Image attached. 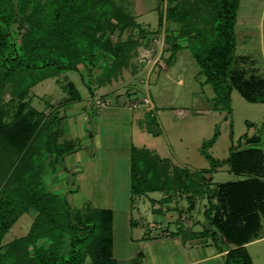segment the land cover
Instances as JSON below:
<instances>
[{
    "label": "trees",
    "instance_id": "1",
    "mask_svg": "<svg viewBox=\"0 0 264 264\" xmlns=\"http://www.w3.org/2000/svg\"><path fill=\"white\" fill-rule=\"evenodd\" d=\"M174 2L158 1V26L167 17L169 20L172 14H178L174 20L180 22L177 31L180 36L189 20L183 16L184 7ZM197 2L200 18L191 19L194 26L188 42L174 43L170 59L179 48H189L204 83L213 85L229 112L234 85L246 99L264 102V77L245 78L232 68L239 0ZM19 17L26 27L17 41L14 24ZM129 26L145 30L113 0H0V242L23 213H35L30 231L11 241L5 253L0 248V264H4L8 252L18 249L26 254L32 249L36 264H80L87 252L91 253L93 264H116L111 253L112 210L90 204L84 210L76 209L66 194L53 192L46 183L47 172L57 170L58 163L78 143L65 137L60 105H50L52 116L45 115L31 104V88L64 70H79V64H83L100 70L101 79L98 76L91 79L93 86L85 80L93 93L96 86L102 85V79L111 81L130 67L138 41L134 36L122 38V32ZM111 33H116V39L110 38ZM61 85L67 92L64 102L81 99L71 80ZM6 91L13 103L16 99L15 107L3 102ZM216 135L203 142V152L212 169L227 162L231 171L246 178L211 187V174L207 177L205 171L172 166L167 158L147 148L133 147L132 199L154 190L187 192L192 204L198 197L207 196L209 204L203 211L205 226L198 231L200 236L216 242L219 239L225 247L229 243L238 245L226 254V264H253L241 245L257 237L261 230L264 153L257 148L232 144L226 159L214 158L206 148L213 144ZM44 236L51 238L48 245L39 244L38 240ZM66 238H69L68 252L64 250Z\"/></svg>",
    "mask_w": 264,
    "mask_h": 264
},
{
    "label": "rangeland",
    "instance_id": "2",
    "mask_svg": "<svg viewBox=\"0 0 264 264\" xmlns=\"http://www.w3.org/2000/svg\"><path fill=\"white\" fill-rule=\"evenodd\" d=\"M113 1L126 12L134 15L136 22L145 30L141 31L137 27L129 26L122 32L121 36L124 40L134 36V39L138 41V46L132 53L130 67L123 69L121 75L111 81L102 79L103 83L98 87L97 96L105 99L109 88L115 86L114 91L117 90L121 95L134 98V93L131 96V90L135 89L139 95L136 98L137 101L143 97H150L156 105L153 103V108H149L146 104L141 107H133L132 123L125 113H123L122 120H117V118L112 119L111 113L105 112L101 116V120L98 117L101 111L94 107L95 109L93 108L90 113L89 122L92 124L102 123L100 134L103 147L98 148L97 158L92 161L91 167L93 168H90L89 172L82 171L81 175L73 172L74 178L72 170H63L64 163L59 162V168L53 171L49 170L45 180L53 192L66 194L76 209H83L89 204L112 207L115 211L114 253L126 255L131 248L135 249L140 245L138 241L132 244L127 243V238L130 236L139 238L144 234L148 235L150 232L154 234L160 231L159 225H152L156 221V215L152 211L154 206L161 209V213H166V217H162L161 223L171 222L169 216H178L177 219L182 226L175 227L171 224L170 228L175 227L176 230L180 228L182 234H191L195 232L193 226L197 225L198 231L205 226L203 211L209 203L207 196H204L203 198L198 197L192 204L187 192L180 191L166 192L165 197L169 200L160 201L165 198L164 194L159 190H154L150 196L157 199L151 201L150 197L148 198L146 195L134 196L131 202L132 213L128 212L126 205L130 194L128 195L126 189L122 188L125 181V177L122 176V165L121 168L119 167L120 169H117L115 166L118 165V161L116 164L110 159L116 154L122 157L121 153L124 150L128 152L126 146L132 137V141L136 145H141L143 148H148L154 153L166 157L172 166L182 165L192 171H205L207 177L211 174L213 177L211 187L216 183L240 179L243 175L231 171L227 162L222 163L215 170L212 169V163L203 152V142L213 138L215 133L217 134L213 144L207 147L206 151L218 159H226L230 155L232 144L244 145L253 135L262 140L259 144L264 149V102H253L246 99L240 88L234 85L230 96L231 110L229 112L227 106L218 99L213 85L204 83V76L199 73V65L189 48H179L175 53V60L170 59L169 54L173 51L174 43L186 45L188 42V35L192 32L193 25L191 19L194 18L198 21L200 18L201 14L198 13L200 7L197 0H174L175 4H181L184 7L183 14L185 15L183 16L189 20L188 25L183 27L185 33L180 36L177 35L180 22H176L175 18L179 17L178 14H172L169 20L167 17V21L163 22L162 26H158L156 7L158 1L162 2V0ZM165 2L163 3L164 8ZM202 10H205V7ZM164 25H166L165 29ZM14 27L18 34L17 41H19L21 32L26 27L21 17L15 22ZM235 35L236 45L232 68L245 78L264 77V0H240L235 22ZM116 37V33H111L112 40ZM166 48L170 52L168 51L167 56L164 57ZM79 66L86 74L85 80L93 86L91 79L94 76L99 77L100 70H95L92 67L85 69L83 64H79ZM254 67L258 69H253ZM165 68L167 69L165 70ZM58 77L63 81L70 79L75 81L84 95L88 90L87 84L75 69L64 70ZM250 89L253 93L255 92L254 89ZM31 92L43 94L44 98L53 99L54 102L66 95L62 88L54 82L53 77L38 82L32 87ZM2 98L3 102L10 107L11 105L15 107L17 104L16 99L13 103L12 97L7 91L3 93ZM136 100L127 99L125 104L130 106ZM31 104L43 110L45 115L52 116V111L46 107L41 97L40 100H32ZM9 112L12 110L10 109ZM121 161L123 162V160ZM103 182L111 184L112 187L108 190L112 195L107 194L108 187L104 190L99 188L100 183ZM75 183L79 184L80 189H76ZM115 184H118L119 187ZM103 191H106L107 195ZM174 196L175 200H173ZM34 216L33 211H27L17 219L6 233L4 240L0 242L2 253L7 251L11 241L30 231L34 224ZM260 235L264 236V223ZM68 240L69 238L65 240V252L69 250ZM38 241L39 244L48 245L51 238L44 236ZM248 248L254 263L264 264V237ZM33 258L32 249L27 254L18 249L5 255L4 264H36ZM80 264H93L90 252L86 253L84 261Z\"/></svg>",
    "mask_w": 264,
    "mask_h": 264
},
{
    "label": "crops",
    "instance_id": "3",
    "mask_svg": "<svg viewBox=\"0 0 264 264\" xmlns=\"http://www.w3.org/2000/svg\"><path fill=\"white\" fill-rule=\"evenodd\" d=\"M239 3H240V0H239ZM132 16L136 19V17L134 15H132ZM165 26L166 25H164V29H165ZM149 27H150V25H149ZM165 50H166V52L164 54V57L167 56L168 51L170 52V50L168 48H166ZM173 60H175V56L173 57L172 61ZM83 68L89 69L91 67L83 65ZM166 69L167 68H165V70ZM253 69H258V68L254 67ZM77 71L79 72L81 79H83V81H85L86 74L84 73V71H82V67L79 68V70H77ZM141 71H144V70H141ZM61 73H59L58 75L50 76V77H53L54 82L57 83L62 88L61 83L65 82V81H63L61 78L58 77ZM50 77H47V78H50ZM90 77H91V75H90ZM47 78H45V79H47ZM45 79H43V80H45ZM70 80H66V81H70ZM71 81L75 84L78 91L82 95L80 100L64 102L65 98L67 97V92L63 88H62V90L66 93V95L62 99L57 100L55 102L53 101V99L49 98L50 99L49 100L47 98H44L43 94L32 93V92H31V94H33L32 100H34V99L40 100V97H41L44 100L46 107L50 108V105H54L56 107L60 105L59 106V110H60L59 115L63 117L62 123H63L64 131H65V133H64L65 137L68 139H72L78 143V146L76 147V149L68 152L64 156V160H63L64 167L62 169L63 170H72V174H73V172H75V173H78L79 175H81L82 171L84 173L87 171L89 172V170H91L90 168H93V167H91L92 161H95L97 158L98 148L101 149L103 147L102 135L100 134V128L102 126V123L99 122V124L98 123L92 124L89 122L90 113L93 111V108L95 107L94 102L91 103V101H93V99L95 97H99V96H97V94H98L97 90H98V87H100L101 85L96 86L94 88L93 93H91V91L89 90V88L87 86L88 90H86V93L84 95L83 91L79 88V86L76 84V82L73 80H71ZM114 87L115 86H111L109 88V90L107 91V93L105 94L106 98L104 100L107 101V105L101 109L97 108L99 111H101V112H99L100 116H98V117L101 118V116H103L104 113L106 112L107 114L111 113L112 119L117 118V120H122V118L124 116L123 113H125L126 115H128V118L131 120V123H132V120L134 117V113H133L134 108L129 106V105H126L125 101L127 99L128 100H134V99L136 100L137 96H139L137 93L138 91L135 92L136 91L135 89H133V91L131 90V96H132V93H134L133 94L134 98H132L128 95L119 94V91H117V90L114 91ZM150 100L153 104L154 101L152 99H150ZM126 103H128V102H126ZM154 104H153V106H154ZM139 109H141V108H139ZM139 109H137V110H139ZM101 120H102V118H101ZM91 122H92V120H91ZM248 140L249 141H247L246 144H244V145L240 144L241 148H245V147L257 148L264 153V149L259 144L262 140L258 136L253 135V136L249 137ZM133 147L143 148V147H141V145L140 146L136 145L132 141V137H131L130 142L128 143V146H126V148H128V152H127V150H124L121 153L122 157H119L116 154V155H114V157H112L110 159L111 162L115 161L116 164L118 161V165L120 163H122L119 166L118 165L115 166V168L120 169L121 165H122V169H121L122 170V176H123V178L125 177V181L123 182L124 184H123L122 188L126 189V192L128 193V195L130 194L128 196V204L126 205L128 212L132 211L131 210V207H132L131 202L133 200L132 194H131V153H132ZM114 152H116V151L114 150ZM121 160H123V162ZM73 176H74V174H73ZM246 177H247L246 175H243V177L240 179H244ZM74 178H75V176H74ZM237 180H239V179H237ZM228 181H231V180H228ZM75 186H76V189H80L79 184L75 183ZM106 187H108L107 188V190H108V189H111L112 186H111V184H106L104 182L100 183V186H99L100 189L104 190V189H106ZM118 187H119V185H118ZM159 191L162 192L164 194L163 196L165 197L166 190H159ZM107 192L103 191L104 194L107 193V194L112 195L110 190H108ZM151 192L152 191H148L143 195H146V197H148V198L150 197L151 201L154 199H157L156 197L150 196ZM168 193H171V191H168ZM175 199H176V197L174 196L173 200H175ZM168 200H169V198L165 197L164 199L162 198V200H160V201H168ZM92 206L101 207V208H108V209L112 210V213H113V229H114V218H115L114 209L112 207L97 206V205H93V204H92ZM152 211L156 215L155 216L156 221L153 222L152 225L153 226L159 225L161 227L160 231L155 232L154 234L152 232H150L148 235L144 234L139 238H133V236H130L129 238H127V243L129 242L132 244L133 242L138 241L140 243V245L137 246L135 249L131 248V250L128 251V253L126 255H120V254L116 255L114 253L115 241H114V233H113V244H112L111 253H112V258L115 259V261H116V264H123V263H125V261H128V263H125V264H226L225 263V257H226V254L228 253V251L231 248H237L238 247V245H235L232 243H229L227 245V247H225L223 243L219 242V239H217L218 242H216L213 238L201 237L200 234L198 232H196V231H198V228H196L197 225L193 226V229L195 231L194 233L182 234V230L180 228L177 230L175 229L176 226H182L180 224V221H178V219H177L178 216L177 217L169 216L170 217L169 219L171 220V222L161 223L160 221L163 219L162 217H166L165 216L166 213H164V212L161 213L162 210L159 208H156L155 206H154V208H152ZM160 213H161V215H160ZM170 215H172V214L170 213ZM131 222H133V219H131ZM260 222H261V228H262L263 223H264V217L261 218ZM130 224H132V223H130ZM171 224H173L175 227L170 228ZM177 231L179 233H174ZM260 232H261V230L259 231V235L257 237L251 238L249 241H247L241 245V247L244 248L247 251V253L249 254V256L251 257L253 264H255V263L253 261L252 254L250 253L248 247L251 244L259 241L262 237H264V236L260 235Z\"/></svg>",
    "mask_w": 264,
    "mask_h": 264
},
{
    "label": "built area",
    "instance_id": "4",
    "mask_svg": "<svg viewBox=\"0 0 264 264\" xmlns=\"http://www.w3.org/2000/svg\"><path fill=\"white\" fill-rule=\"evenodd\" d=\"M146 104L149 108H153V104L151 103L150 98L148 97H143L140 101H133L130 106L135 107V106H141ZM94 105L96 108L101 109L104 108L107 105V101L102 99L101 97H95L94 98Z\"/></svg>",
    "mask_w": 264,
    "mask_h": 264
}]
</instances>
